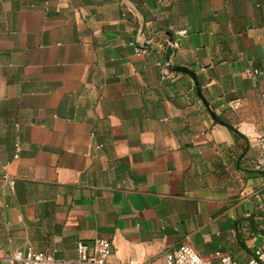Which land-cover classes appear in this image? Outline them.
I'll return each instance as SVG.
<instances>
[{
	"label": "crops",
	"instance_id": "0c3cea01",
	"mask_svg": "<svg viewBox=\"0 0 264 264\" xmlns=\"http://www.w3.org/2000/svg\"><path fill=\"white\" fill-rule=\"evenodd\" d=\"M254 70L264 0H0V264L98 239L111 264L184 244L248 264L264 250Z\"/></svg>",
	"mask_w": 264,
	"mask_h": 264
},
{
	"label": "built area",
	"instance_id": "2783aa9c",
	"mask_svg": "<svg viewBox=\"0 0 264 264\" xmlns=\"http://www.w3.org/2000/svg\"><path fill=\"white\" fill-rule=\"evenodd\" d=\"M180 37H185L187 31L178 32ZM146 51L139 50V54ZM162 76L170 78L171 74L168 72V65H162ZM248 78H256L263 76L264 73L258 70L247 71ZM261 98L264 104V91L261 94ZM229 107L232 110H238L242 107L240 100H234L229 103ZM246 136L250 134V130H245ZM257 143L261 148V155L254 161V169L258 172H264V131L261 132L256 138ZM7 179V177H5ZM14 185V181H10ZM76 257L74 259H60L53 255H48L43 252H34L29 250L25 253L17 252L13 255L12 261L14 264H111L110 258L113 255L112 243L105 239H98L93 246H90L83 242H78L76 247ZM221 264H235L231 257L221 255L217 253ZM128 264H134L129 262ZM166 264H210L205 261L196 250L190 245L184 244L179 247L173 255L168 259ZM248 264H264V250L258 249L255 251L254 257Z\"/></svg>",
	"mask_w": 264,
	"mask_h": 264
},
{
	"label": "water",
	"instance_id": "95a60500",
	"mask_svg": "<svg viewBox=\"0 0 264 264\" xmlns=\"http://www.w3.org/2000/svg\"><path fill=\"white\" fill-rule=\"evenodd\" d=\"M171 52H172V44H170L167 48V53H166V56L167 58L169 59L170 55H171ZM167 59V60H168ZM175 71H178V72H184V73H187L189 75H191L193 78H195V75L193 72H191L190 70L184 68V67H175L174 68Z\"/></svg>",
	"mask_w": 264,
	"mask_h": 264
}]
</instances>
